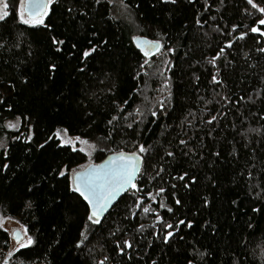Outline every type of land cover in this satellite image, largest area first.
Segmentation results:
<instances>
[{
  "label": "snow or ice",
  "instance_id": "6c2138e0",
  "mask_svg": "<svg viewBox=\"0 0 264 264\" xmlns=\"http://www.w3.org/2000/svg\"><path fill=\"white\" fill-rule=\"evenodd\" d=\"M216 2L217 0H203L201 8L205 15L212 11V5ZM113 3L114 0H18V3L13 0L10 5V0H0V23L6 25L10 14L14 12L15 18L20 24L42 30L50 51V58L44 65L46 87L48 83L55 82L62 67L56 62V58L64 59L68 57L78 62V65H72L76 75L92 77L93 80H98L100 84H105L111 80L112 83L107 88V92L113 94L109 110L103 114L107 117L103 121V128L94 119L95 110L87 111L86 108L81 107L83 101H77L71 90H69L68 97H65L64 93L55 97L59 105L56 114L61 117L57 123L61 125L67 124V126L50 128V134H46L42 140L35 138L39 120L34 119L32 114L20 113V115L14 117V120H5L3 124H0V129L14 130L16 134L9 135L5 132L0 136V182L3 181L4 175L8 173H11L8 179L12 180L13 183L16 182L13 178L18 176V173L10 164L11 149L16 146L13 142H22L23 150L30 155L33 150L46 152L52 149L53 146L65 152L71 151L76 154H83L80 158L84 159V157H87L88 159L75 167L71 166V160L68 162L61 160L59 164L55 166L48 164L34 174L28 172V178L23 182L18 192L20 206L25 210L35 208L39 211L42 204L50 205L49 211L54 213L58 219L50 220L49 226L58 234L60 223L68 221L69 227H71V223L75 222V216H79L82 228L78 229L75 243L72 246L77 255L88 247L97 230L103 229L104 220L111 217L112 212L117 210L119 202L126 196L131 201V204L129 206L126 203L121 213L124 221L131 222L137 217L138 212L136 210H139L146 218H150L152 221L151 225L139 223L135 228V233H143L146 228L153 229L148 235L154 239L142 237L144 246H154L155 241L159 240L162 244L167 245L169 252H171L174 243L184 242L183 253H180L179 250L172 253L174 256H183L179 264H256L254 259L251 261L248 259L247 245L250 241L246 240L244 236L229 234V242L225 247L222 250H214L202 244L199 239L187 240L186 236L188 233L181 234V228L191 230L194 225L199 224L200 219L203 218V212L211 208L208 197L204 196L200 201L201 206L197 212H191V209H189L190 215H177L180 208L184 206L183 197L178 195L179 189L183 188L190 191L192 186L198 183L197 175L192 174V168L196 166L195 163H192L191 167L183 172L177 171L175 176L169 175L167 181L163 175L170 163L177 161L178 158H188L192 162L194 157H199L198 162L204 161L203 149L206 146L199 144L197 147L196 144L199 139V132L205 131V135L211 137L216 129L206 131L200 125L211 127L217 122V115H212L205 108L204 111L208 112L207 118L201 117L199 123H196L197 116L190 110L180 125H162L164 131L170 128L174 129V127L179 128L180 131L176 132L172 139L167 141V144H160L163 154L159 155V149H157V162L148 166L154 170V174H150L148 167H145V159L147 156L152 155V150L156 148V144L148 145L139 142L143 131L140 125L146 122L148 124L156 123L170 115V110L176 99V93L173 91L172 76L166 75L174 68L171 58L164 59L162 61L164 67L156 68L151 73L152 76H158L160 82L156 89L158 97L151 107L147 108L152 119L146 121L143 108L138 106L131 112L127 110L126 106H130V102L128 99L121 100L119 98V86L112 79L113 72L111 70L106 71V65L103 62L99 67L94 68L92 72L87 71L89 67H92L90 61L105 55L111 57L116 47L112 41L106 38L101 33V30L93 24L90 36L85 37V44H81L78 40L69 44L70 38L65 37L62 39L61 36H64V34L56 32V27L52 23V17L56 15L57 8L61 10L60 15L62 18L65 16L73 20L79 18L84 23H87L91 20L90 13L95 14L93 13L94 9H102ZM193 3L194 0H188V5ZM225 3L226 0H219L220 6H224ZM120 4L126 13L124 19L134 24L141 31H152V25L138 23L133 15V10L140 8L139 3H125V0H120ZM157 4L164 7L172 5L173 9L169 12L171 16L175 6L178 4V0H155L152 7L155 8ZM238 11L246 19L251 17V23L245 26L243 31L239 30L241 27L240 23H233L230 25L231 31L227 33H224L220 25L216 24L214 30L225 35L223 46L219 47L211 57L206 58L207 64L215 69L214 72L209 71L208 73L211 77L209 83L214 88L220 87L221 91L227 87L226 78L221 69L233 64V61L229 59L230 52L228 50L235 47L234 42L238 43L245 40L251 34L258 45L254 51L264 56V46H259L264 44V0H243V8L238 9ZM139 15L143 16L144 14L139 13ZM85 18L88 19L86 20ZM109 19L116 20L117 17L110 16ZM220 19L222 20L223 17H220ZM215 20L216 17L214 15L209 17L208 20L201 15L194 22L203 28L209 21ZM80 27L83 28V24ZM8 34L11 35V32L9 31ZM157 36L158 38L156 39H149L146 35L131 36L130 41L134 43L136 49L143 57L142 61L137 65L138 70L135 71L133 79H142L144 76L149 75L148 69H151L155 63L152 59L154 56L168 57L169 54L176 52V47L171 45L173 38L167 31L157 29ZM65 46H68L67 52H65ZM2 47H4V34L0 33V48ZM15 47L20 48L21 45L17 43ZM27 55L30 57L32 52L29 51ZM185 55H188V53H185ZM244 55L249 56V53L246 52ZM4 63L7 64L8 62L4 61ZM21 63H26V61ZM64 63L71 64V59H64ZM196 63L199 64V61H196ZM14 70L16 73L14 76L8 75L7 78L0 76V110H7L8 112L14 110V105L9 101L15 94L17 86H28L31 84L30 76L19 65H16ZM192 79L198 82L200 76L193 75ZM261 82L264 83V77H261ZM196 90L198 91V88ZM131 92L137 93L143 98L142 104L148 101L147 95L144 94L140 87H133ZM253 93L252 95H241L239 97L221 95V92H217L216 95L220 97V100L230 103L233 108L239 111L240 101L247 100L254 106L257 97H264V92L261 90L253 89ZM91 95L95 96V93L93 92ZM65 99H68L67 106L65 105ZM220 100H217L216 103H219ZM197 101L204 104L210 103V101L205 100L201 96L197 97ZM73 104H75V107H73ZM87 107H91V104L89 103ZM217 111L219 115H226L225 112L219 109ZM85 116L87 120L83 119ZM188 117H191V119H188ZM260 119H264V109L261 110ZM73 122L86 123L87 130L77 135H71L70 131L73 130ZM185 123L188 128H196L197 131L189 135L188 129L183 126ZM21 126L25 129L24 131H20ZM233 128L235 129V124H233ZM94 129L100 131L101 134L92 138L90 133ZM126 129L131 131L126 133ZM246 131L258 134L259 140L257 143L264 141V131H261V129L252 128ZM123 134L137 137V139L131 141L136 149L135 151L125 152L123 149L112 151L108 148V145L113 142L116 135ZM157 143L160 142L157 141ZM244 147L250 149L251 160L254 161L257 155L264 157V152L258 154L251 141L244 144ZM105 151H110L112 154L108 155L102 162L96 163L92 159L94 153L102 155ZM210 154L217 159L221 157L220 152H212ZM229 156L237 158L235 147L229 153ZM212 163H215V161ZM15 167L23 172L20 164ZM211 167L212 165L209 164V168ZM157 180L165 183L169 181L181 183L179 185L178 183H170L171 192L164 199H160L162 194L167 193V189L164 186L157 185L154 191L147 190L145 186V181L152 183ZM209 180L212 184L217 183L216 179L212 177H209ZM238 180L246 185L244 196L249 200V204L248 212H244L243 215L248 218L247 220L238 219V215L241 213V204L244 202L240 199V194L238 193L236 199L231 200V205L235 206V212L237 213L231 219L240 223L241 231L247 232L250 237L257 231L264 232V159H260V167L246 160L245 167ZM253 180H255V183L252 182ZM60 185H63V188L57 191ZM49 193L51 195L46 200L45 196ZM169 199L171 203L165 202ZM160 209H164L171 214V222L164 219V216L160 214ZM249 212L252 215H249ZM256 214H260L259 219L256 218ZM11 219L14 218L0 214V229L8 232L9 230L4 227V221ZM33 220L36 223H40V219L36 216H33ZM16 223L19 224V221H16ZM157 225L159 226V231L155 230ZM200 227L201 229L206 227L211 233L216 235L222 232V227H218L211 219L203 220V224ZM107 231L108 237L105 239V243L108 242L109 238L111 239V252L121 258L126 257L128 261H131L133 259L132 250L140 245V240L136 239L135 234L126 233L119 225L116 226L115 230L108 229ZM117 232L121 233L119 237H117ZM10 239L13 241V246L9 247L6 254L0 258V264H12L16 256L25 257V259L30 261V264H55L54 258L52 260L48 259V250L33 253L39 241L32 234L30 226L22 225L20 228L13 229L10 233ZM8 243L9 238H6L4 247H8ZM60 243L59 239H55L48 245V248L54 253L55 247L59 246ZM229 249L232 251L229 252ZM219 251L224 252L222 258L219 257ZM33 254L35 259L32 258ZM168 254V252L164 253V255ZM136 255L138 262L144 259L143 255L138 251ZM252 255L254 256L255 254L252 253ZM112 260L113 257L110 255H104L102 259L93 257L91 264H112ZM16 264H25V260H17ZM151 264H157V261L153 260Z\"/></svg>",
  "mask_w": 264,
  "mask_h": 264
},
{
  "label": "trees",
  "instance_id": "16d2710c",
  "mask_svg": "<svg viewBox=\"0 0 264 264\" xmlns=\"http://www.w3.org/2000/svg\"><path fill=\"white\" fill-rule=\"evenodd\" d=\"M125 3H139L140 8L133 10L138 23L153 26L152 31L140 30L141 35H146L149 39H156L158 38L157 29L167 31L173 38L171 45L177 49L176 52L169 54L168 57L154 56L152 59L155 63L151 69H148L149 75L144 76L142 79H133L135 71L138 70L137 65L143 59L134 43L130 41L134 29L121 19H109L110 16H115L113 4L107 5L102 9H94L93 13L95 14L90 13L91 20L87 23H84L79 18L75 20L69 19L67 16L62 18L60 15L61 10L57 8L56 15L52 17V23L56 27V32L64 34V36H61L62 39L65 37L70 38L69 44L77 42V40L81 44H85V37L90 36L93 24L101 30V33L106 38L112 41L116 47L111 57L105 55L90 61L92 67H89L87 71L92 72L94 68L99 67L103 62L106 65L105 70L113 72L112 79L119 86V98L121 100L128 99L130 102V106H126L127 110L131 112L138 106L143 108L146 121L152 119L147 108L151 107L158 97L156 89L160 82L159 77L152 76L151 73L156 68L164 67L162 64L164 59L171 58L174 68L166 75L172 76L173 91L176 93V99L173 102L170 115L156 123L148 124L146 122L140 125L143 131L139 142L148 145L156 144V148L152 150V155L147 156L145 159V167L157 162V149H159V155L163 154L160 144H167V141L171 140L175 133L180 131L179 128L175 127L164 131L162 125H180L190 110L197 116L196 123H199L201 117L207 118L208 112L204 111L205 108L212 115H217L218 120L211 127L200 125L206 131L216 129L211 137L206 136L205 131L199 132V139L196 144L197 147L199 144L206 146L203 149L204 161L198 162L199 157H194L192 162L188 158H178L177 161L170 163L167 171L163 174L167 181L169 175L175 176L177 171L183 172L189 169L192 163L196 164L192 168V174L197 175L198 183L194 184L190 191L183 188L179 189L178 195L183 197L184 206L177 212L178 216L197 212L201 206L200 201L204 196H207L211 203V208L203 212V218L200 219L199 224L194 225L191 230L181 228V234L188 233L186 236L187 240L199 239L202 244L214 250H222L225 247L229 242V234L244 236L246 240L250 241L247 245L248 259L250 261L254 259L256 264H264V232L257 231L249 237L247 232L241 231V224L231 219L233 215H237L235 206L231 205V200L236 199L238 193L240 194V199L244 201L241 204V213L238 215V219L247 220L248 218L243 215L244 212H248L249 204V200L244 196L246 185L238 180L245 167V161L248 160L249 163H255L257 167H260V159H264V157L257 155L254 161L251 160L250 149L244 147V144L251 141L258 154L264 152V141L257 143L259 140L258 134L246 131L252 128H259L264 131V119H260L261 110L264 109V97H257L254 106L247 100L240 101L239 111H237L230 103H225L216 95L217 92H221V95L226 94L230 97L247 96L254 94L253 89L264 92V83L261 82V77H264V56L254 51L258 45L251 34L245 40L238 43L234 42L235 47L228 50L230 52L229 59L233 61V64L221 69L227 85L223 91H221L220 87L214 88L209 83L211 77L208 73L209 71L214 72L215 69L211 68L206 61V58L211 57L219 47L223 46L224 33L231 31V24L240 23L241 27L239 30L243 31L245 26L251 23V17L246 19L238 11V9L243 8V0H226L224 6H220L219 0H217L212 5V11L206 15L201 8L203 0H194L192 5H188V0H178V4L175 6L171 16L169 12L173 9V6L164 7L157 4L153 8L152 5L155 0H125ZM139 13L144 15L140 16ZM201 15L206 20L214 15L216 20L209 21L208 24L201 28L194 22ZM220 17H223V19L221 20ZM85 19L87 20L88 18ZM81 24H83V28L80 27ZM216 24L220 25L224 33H218L214 30ZM9 31L11 35L8 34ZM0 33L4 34V47L0 48V76L4 78H7L8 75L14 76L16 74L14 68L19 65L31 79L30 85L17 86L15 94L9 101L14 105V110L12 112L0 110V124H3L5 120H14V117L20 115V113H30L34 119L39 120L35 138L42 140L46 134H50V128L67 126V124L61 125L57 123L61 117L56 114L59 105L55 97L61 93L68 97L69 90H71L77 101H83L81 107L86 108L87 111L95 110L94 119L101 128L104 127L103 121L107 117L103 114L109 110L111 97L113 96L112 93L107 92V88L112 83L111 80L105 84H100L98 80H93L92 77L78 76L72 68L73 64L78 65L75 59L65 57L64 59H71V64H65L64 59L57 57L56 62L62 67L55 82L48 83L46 87L44 65L50 58V51L42 30L20 24L13 12L10 14L6 25L0 23ZM17 43L21 45L20 48L15 47ZM259 46H264V44ZM67 50L68 46H65V52ZM29 51L32 52L30 57L27 55ZM246 52L249 53V56L244 55ZM185 53H188V55H185ZM4 61L8 63L5 64ZM23 61H26V63H21ZM196 61H199V64ZM193 75L200 76V80L198 82L194 81L192 79ZM133 87H140L144 94L147 95L148 101L142 104L143 98L139 94L131 92ZM197 88L198 91L196 90ZM93 92L95 96L91 95ZM198 96L210 101V103L198 102ZM217 100H220V102L216 103ZM89 103L91 107H87ZM67 104L68 99H65V105L67 106ZM73 107H75V104H73ZM217 109L225 112L226 115H219ZM83 119L87 120V117L85 116ZM188 119H191V117H188ZM233 124H235V129ZM183 126L188 129L189 135L197 131L196 128H188L186 123ZM24 130L23 126H21L20 131ZM86 130V123L73 122V130L70 131V134L77 135ZM125 131L127 133L131 130L126 129ZM5 132L9 135L16 134L14 130L0 129V136ZM100 134V131L95 129L90 133L92 138ZM135 139L137 137L134 135H116L113 142L108 145V148L112 151L121 149L125 152L135 151L136 149L131 142ZM157 141L160 143H157ZM13 143L16 146L11 149L10 164L18 173V176L13 178L16 181L13 183L12 180L8 179V176L11 175V173H8L4 175L3 181L0 182V209L4 215L15 217L23 225H28L32 228V234L39 241L33 253L48 250V259L52 260L54 258L55 264H91L93 257L102 259L104 255L113 257L112 264H137V251L144 257L143 260H139L138 264H151L153 260L157 261V264H179L183 259L182 255L174 256L172 253L177 250L183 253L184 242L174 243L171 252H169L168 246L162 244L159 240L155 241L154 246H144L142 237L154 239L148 235L153 229L146 228L143 233H135V228L139 223L151 225L152 221L150 218H146L139 210H136L138 215L131 222L124 221L121 213L126 203L129 206L131 204V201L126 196L119 202L117 210L112 212L111 217L104 220L103 229H98L88 247L77 255L72 246L75 243L78 229L82 228L79 216H75V222L71 223V227H69L68 221L60 223L58 234L49 226L50 220L58 219L54 213L49 211L50 205L42 204L39 211L35 208L25 210L20 206L18 192L23 182L28 178V172L34 174L48 164H53V166L59 164L61 160L64 162L71 160V166L75 167L77 164L84 163L87 157L81 159L80 157L83 154H76L71 151L65 152L56 149L55 146L46 152L33 150L30 155L23 150L22 142ZM234 147L237 158L229 156ZM212 152H220L221 157L218 159L213 157L210 154ZM110 153L112 152L105 151L102 155L97 153L96 162L102 161ZM213 161L215 163H212ZM17 164L21 165L23 172L15 167ZM209 164L212 165L211 168H209ZM148 171L150 174H154V170L150 167H148ZM209 177L216 179L217 183H210ZM252 182L255 183V180ZM170 183H178L179 185L181 182L169 181L165 183L157 180L148 183L145 181V186L149 191H154L157 185L164 186L167 189V193L161 195L164 199L171 192ZM62 188L63 185H60L57 191L62 190ZM50 195L49 193L45 196V199H49ZM165 202L171 203L170 199ZM189 209H191V212H189ZM160 214L164 216L165 220L171 222V214L167 213L166 210L160 209ZM248 214L252 215L250 212ZM33 216L39 218L40 223H36L33 220ZM259 216L260 214H256L257 219H259ZM205 219H211L218 227H222V232L216 235L211 233L206 227L201 229L200 225L203 224ZM33 225L34 227H32ZM117 225L126 233L135 234L136 239L140 240V245L132 250L133 259L131 261H128L126 257L121 258L111 252L112 243L110 238L105 243V239L108 237L107 230H115ZM155 230H160L158 225ZM120 235L121 233L117 232V237ZM6 238H9L8 247H4ZM55 239H59L61 243L55 247V252L53 253L48 248V245ZM10 242V234L0 229V258L8 251ZM231 251L229 249V252ZM165 252L169 254L164 255ZM252 253L255 255L253 256ZM223 256L224 252L219 251V257L222 258ZM32 258L35 259L34 254ZM21 259L25 260V264H30V261L22 256H16L12 264H16V261Z\"/></svg>",
  "mask_w": 264,
  "mask_h": 264
},
{
  "label": "rangeland",
  "instance_id": "374dc122",
  "mask_svg": "<svg viewBox=\"0 0 264 264\" xmlns=\"http://www.w3.org/2000/svg\"><path fill=\"white\" fill-rule=\"evenodd\" d=\"M13 3V0H10V5ZM15 3H18V0H15ZM113 6H114V10H115V17H117V19H121L122 21L126 22L128 25L132 26V28L134 29L133 30V35H141V31L139 28H137L134 24L130 23L129 21H127L126 19H124V15H126L125 13V10L124 8L122 7V5L120 4V0H114V3H113ZM134 15V14H133ZM135 16V15H134ZM138 22V21H137ZM96 155L97 153H94L93 154V157L92 159L95 160L96 162ZM88 159V158H87ZM97 163V162H96ZM160 199H163L162 197H160ZM0 214H2L3 216H6V217H12V216H7V215H4L0 209ZM14 219H11V220H5L4 221V227L7 228L9 231L8 233L10 234L11 231L13 229H16V228H20L23 224L21 222L16 223V221H19L17 218L15 217H12ZM13 246V241L11 240L10 242V247Z\"/></svg>",
  "mask_w": 264,
  "mask_h": 264
},
{
  "label": "water",
  "instance_id": "95a60500",
  "mask_svg": "<svg viewBox=\"0 0 264 264\" xmlns=\"http://www.w3.org/2000/svg\"><path fill=\"white\" fill-rule=\"evenodd\" d=\"M111 154H112V153H110V154H108V155H111ZM108 155H107V156H108ZM107 156H106V158H107ZM106 158H104V159H106ZM100 162H102V161H100ZM100 162H98V163H100Z\"/></svg>",
  "mask_w": 264,
  "mask_h": 264
}]
</instances>
